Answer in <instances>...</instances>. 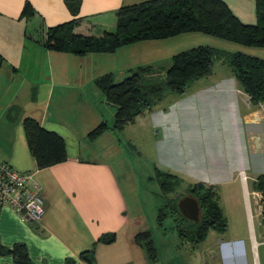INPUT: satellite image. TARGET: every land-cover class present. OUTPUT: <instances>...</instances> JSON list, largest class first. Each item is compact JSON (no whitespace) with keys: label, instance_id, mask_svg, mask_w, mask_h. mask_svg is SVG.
<instances>
[{"label":"crops","instance_id":"crops-1","mask_svg":"<svg viewBox=\"0 0 264 264\" xmlns=\"http://www.w3.org/2000/svg\"><path fill=\"white\" fill-rule=\"evenodd\" d=\"M142 1L81 0L80 11L74 15L66 0H0L4 57L0 63V165L30 173V185L40 186L46 205L42 219L32 221L0 201V243L7 248L23 244L30 264H152L136 240L143 231V219L136 210L131 212L129 193L139 180L138 170L122 154L126 147L117 131L131 130L134 135L127 132L130 145L152 158L155 169L180 177L187 188L202 182L220 194V187L240 181L248 205L249 195L256 203L255 190L249 187L264 174V102L252 103L232 70L213 71L195 80L183 95L168 93L134 122L117 129L113 128L116 110L107 115L99 112L95 103L101 89H90L91 95L88 85L114 72L118 59L123 60L121 74L147 62L130 50L136 45L142 48L145 41L112 53L86 55L51 50L43 43L47 28L73 19L78 21L79 33L101 36L113 31L119 9ZM224 1L242 21L256 23V0ZM26 3L33 8L31 16L23 15ZM100 59L110 60V67L93 63ZM26 117L63 137L67 160L37 167L24 129ZM103 121L111 127L91 138L89 133ZM105 136L113 143L103 152L85 145ZM102 153H109V158ZM109 233L115 234L113 242L99 241ZM250 233L251 264H264V229L260 235L255 228ZM218 244L222 264H228L244 241L219 237ZM92 250L90 262L82 254ZM0 264L25 263L11 253L0 254Z\"/></svg>","mask_w":264,"mask_h":264},{"label":"trees","instance_id":"trees-1","mask_svg":"<svg viewBox=\"0 0 264 264\" xmlns=\"http://www.w3.org/2000/svg\"><path fill=\"white\" fill-rule=\"evenodd\" d=\"M66 2L72 13L77 15L81 0ZM256 6V23H246L224 0H145L122 6L117 12L113 31H105L101 36L79 33L76 31L78 21L73 19L47 28L43 43L51 50L86 55L92 52L112 53L122 46L140 41L201 32L247 47H264V0H256ZM32 14V6L26 3L23 15ZM256 52L247 53L242 49L233 52L216 46L199 45L174 54L168 66L157 63L139 65L130 68L118 81L111 71L98 76L95 83L107 102L116 108L113 128L117 129H122L134 122L138 115L152 109L166 97L168 91L185 94L193 81L213 72L216 61L226 62L243 90L250 95L252 103L259 104L264 102V58L256 55ZM3 60L0 53V63ZM23 123L28 146L38 168L50 167L68 159L62 136L43 127L33 117H26ZM110 127L108 122L103 121L89 136L96 138ZM156 174L165 195L181 184V178L170 172L156 169ZM253 189L262 192L264 202V174L256 178ZM188 192L200 202L202 215L199 222L189 221L174 200L168 199L165 204L171 208L172 216L175 215L182 238L199 243L206 239L210 230L219 233L228 230V218L221 206L217 188L198 182L191 184ZM165 215L164 209H161L159 220ZM262 224L264 226V209ZM114 239L115 234L109 233L100 236L99 241L111 243ZM136 240L146 250L149 259L158 257L159 249L152 230L139 232ZM11 253L19 262L30 264L28 251L23 244L7 248L0 243V254ZM88 254L82 255L93 262L94 250Z\"/></svg>","mask_w":264,"mask_h":264},{"label":"rangeland","instance_id":"rangeland-1","mask_svg":"<svg viewBox=\"0 0 264 264\" xmlns=\"http://www.w3.org/2000/svg\"><path fill=\"white\" fill-rule=\"evenodd\" d=\"M221 40L223 39L205 33L189 32L167 39H152V41L145 40L142 48L136 45L131 46L130 48L132 49L130 50H132V53L134 52V57L138 58L140 55L145 57L144 61L147 62H142L141 65L153 63L154 59H160L156 62L157 64L168 66L171 64V57L174 54L199 45L220 46V48L233 52L240 49L246 51L247 53H254L257 51L256 53L258 54L256 55H260L259 57L264 58V47H247L230 41ZM222 43L226 45H223ZM120 52L124 51L121 49ZM149 59L153 60L151 61ZM122 62V59H118V61L113 64L112 70L114 71L116 81H118L122 75H125L126 73V71H124L121 74L119 70ZM93 63L107 64L106 67H110V60L100 59L93 61ZM135 67H137V64ZM125 68H128V65L125 66ZM222 70L229 71L232 69L226 62L216 61L213 71L218 72ZM192 83L190 86H192ZM96 86L95 81L94 83H89L88 89L91 95H93L92 92H94ZM90 89H92V92ZM168 93L170 94L174 92L168 91L166 95H168ZM95 105L99 109V112L102 110L106 115L107 112H110V110H116L115 107L107 104L105 96L101 91H99ZM115 131L117 130L115 129ZM127 132L128 131H117V134H119L120 138H122L123 146L126 147L122 154L126 157V159H130V161L135 165V169L138 170L137 173L139 180L135 182L134 187H132L129 193L131 204H133L131 212L134 209L136 210V215L141 216L144 222L143 230L150 229L154 233L159 254L157 258L150 257L152 264H222L219 251H217L219 237H226L230 239L241 238L244 241V245L241 244L239 247L238 256L230 258L228 264H251L252 259L249 252V237L251 236L250 231L252 228H255L256 233L260 235V232L264 229V226L260 224L262 218V212L260 211H263L264 209V202L261 199L263 196L262 192L259 190L255 191L253 196H255L254 199L256 200V203L249 195L250 198L248 205L247 196L240 181L231 183L228 185L229 188L226 186L220 187L221 206L224 209L229 223L227 232L220 235L216 230H212L205 240L195 244L191 243L180 236L177 222L175 221V215L173 217L171 208L169 206H165L168 199L174 200L176 206H178L179 200L184 195L189 193V188L186 187V184H179L176 185L174 191L165 195L157 178L155 169L156 166L153 159L149 158L148 155L143 156L144 154L139 153V151H136V149L130 145L127 138ZM128 134L134 135L131 133V130ZM110 143L113 142H110L107 139V136H105L96 141H91V143H86L85 145L89 146L92 151L103 152V149L110 146ZM108 154L109 153H102L101 155H103L102 157H104V159H108ZM249 190H253V184L251 182ZM161 209H164L166 215L162 216V220H159ZM132 214L134 216L135 212ZM188 220L195 222L190 219ZM186 224H188V221H186Z\"/></svg>","mask_w":264,"mask_h":264},{"label":"built area","instance_id":"built-area-1","mask_svg":"<svg viewBox=\"0 0 264 264\" xmlns=\"http://www.w3.org/2000/svg\"><path fill=\"white\" fill-rule=\"evenodd\" d=\"M32 175L9 165H0V201L20 212L26 220L39 221L46 212L38 184L30 185Z\"/></svg>","mask_w":264,"mask_h":264},{"label":"water","instance_id":"water-1","mask_svg":"<svg viewBox=\"0 0 264 264\" xmlns=\"http://www.w3.org/2000/svg\"><path fill=\"white\" fill-rule=\"evenodd\" d=\"M180 212L188 219L199 222L202 215V208L196 196L192 193L183 196L178 203Z\"/></svg>","mask_w":264,"mask_h":264}]
</instances>
